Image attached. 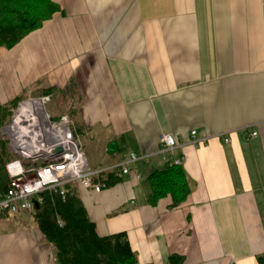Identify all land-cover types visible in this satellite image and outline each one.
Masks as SVG:
<instances>
[{"label": "crops", "instance_id": "0c3cea01", "mask_svg": "<svg viewBox=\"0 0 264 264\" xmlns=\"http://www.w3.org/2000/svg\"><path fill=\"white\" fill-rule=\"evenodd\" d=\"M54 1L61 11L0 52V88L9 101L35 81L58 89L74 81L82 94L75 132L90 167L143 157L100 193L73 186L98 233L126 232L140 264H169L173 254L184 264H259L264 0ZM192 131L207 141L190 144ZM166 132L192 183L175 208L170 195L147 201L149 176L167 166L157 154ZM0 264H56L33 211L0 217Z\"/></svg>", "mask_w": 264, "mask_h": 264}, {"label": "trees", "instance_id": "16d2710c", "mask_svg": "<svg viewBox=\"0 0 264 264\" xmlns=\"http://www.w3.org/2000/svg\"><path fill=\"white\" fill-rule=\"evenodd\" d=\"M59 11L61 7L54 0H0V48H13ZM74 84L71 81L64 89L48 86L43 89V94L54 100L58 98L59 102L62 101L63 109L69 107L71 116L80 119V105L77 106L80 98H75L70 91ZM18 99L0 105V196L10 187L7 164L13 160L8 143L1 137V129L12 115L11 110L23 101V98ZM51 110L53 111L52 106ZM64 114L51 113V116L58 120ZM104 181L109 187L121 180L108 175ZM148 182L150 193L147 201L151 205H156L159 200L170 195V207L175 208L184 203L192 192V183L182 165L167 164L165 169L153 172ZM33 217L53 247L56 264H140L126 232L105 236L98 233L96 223L74 187L70 188L65 197L54 191L44 192L43 202L33 211ZM258 261L259 264H264V255L259 256ZM184 262L185 258L178 254L169 258V264Z\"/></svg>", "mask_w": 264, "mask_h": 264}, {"label": "built area", "instance_id": "2783aa9c", "mask_svg": "<svg viewBox=\"0 0 264 264\" xmlns=\"http://www.w3.org/2000/svg\"><path fill=\"white\" fill-rule=\"evenodd\" d=\"M43 118L42 124L37 121L34 132L14 137L21 158L7 164L11 183L7 192L0 196V217L34 211L43 202L44 192L54 191L65 197L75 184L100 193L107 187L104 179L108 175L121 179L131 172L136 161L143 158L131 152L108 167L91 168L70 118L63 115L56 120L49 113ZM196 134V131L191 132L193 140L190 144L198 146L207 141L206 137L195 139ZM252 135L256 137L258 132L253 131ZM224 140L230 139L225 137ZM180 146L175 135L162 133L157 154L170 166L182 165L183 156H176ZM57 147H62L63 151L55 154L52 151Z\"/></svg>", "mask_w": 264, "mask_h": 264}, {"label": "rangeland", "instance_id": "374dc122", "mask_svg": "<svg viewBox=\"0 0 264 264\" xmlns=\"http://www.w3.org/2000/svg\"><path fill=\"white\" fill-rule=\"evenodd\" d=\"M29 36V35H28ZM24 40V39H23ZM22 40V41H23ZM21 41V42H22ZM20 42V43H21ZM19 43V44H20ZM19 44H17L16 46H14L13 48H15V47H17ZM13 48H11V49H8V48H4V47H2V48H0V52L2 53V55H5V53H7V52H9V51H12V49ZM5 52V53H4ZM1 55V54H0ZM4 62V61H3ZM1 60H0V64H2L3 63ZM4 70V69H3ZM4 77H7V72H6V70L3 72V74H1V76H0V79L1 78H4ZM39 81H35L33 84H31V85H29L26 89H24L19 95H17L16 97H14L12 100H14V99H16V98H19V99H22L23 98V101H21L20 103H19V105L17 106V108H13L11 111H12V115L8 118V120H7V122L5 123V125L2 127V129H1V137H2V139L4 140V141H6L8 144V150H9V152H10V154H11V157L13 158V159H16V158H21V154H19L18 152H19V150H18V148L16 147L17 145H16V142L14 141L15 140V135L16 134H21L22 132H21V130H19V129H17L16 127H14L13 125H14V120H15V117H16V115H17V113H18V111H19V109L22 107V105H24L25 103H27V102H37V105L35 104V106L38 108L37 109V111H40L39 113H38V115H39V120H38V124H42V122H43V116H44V114H50L51 115V113L53 114H59L60 112H64L65 114L64 115H67L69 118H70V120L72 121V125H73V130H74V133H75V135H76V132H75V129H74V127L76 126V121L78 120V118H77V120H75V118H73L72 116H71V114H70V111H69V107H64V109H63V104H62V101H58V98L56 99V100H54L51 96H44V94H43V89L45 88V87H42L41 85H39V83H38ZM48 87V86H47ZM70 91H72V95H74L75 96V98H77L78 96H79V98H80V100H79V104H77V106L78 105H81V100H82V94L80 93V91H79V88L77 87V85L76 84H74V87H72L71 89H70ZM69 94H70V92H69ZM10 94L9 93H7V92H5V90H2V87L0 88V103L1 102H6V100L8 99V96H9ZM45 97H49L47 100H45V101H43V99H45ZM62 97L60 96L59 97V99H61ZM70 98H71V95L70 96H68V99L70 100ZM18 99V100H19ZM8 101V100H7ZM9 101H11V100H9ZM8 101V102H9ZM4 104V103H3ZM58 106V104L60 105V107H56L55 108V106L56 105ZM51 106H52V109H53V111L51 110ZM76 105H75V107H77ZM50 108V109H49ZM79 116V115H78ZM15 129H17V130H15ZM35 130V129H34ZM34 130L32 131L31 130V132L30 133H32V132H34ZM23 134V133H22ZM22 134H21V136H22ZM24 135V134H23ZM24 137V136H23ZM23 137H21V138H23ZM76 137H77V135H76ZM78 138V137H77ZM25 139V138H24ZM79 139V138H78ZM80 140V139H79ZM81 142V141H80ZM83 146V145H82ZM27 163V162H26ZM31 212V211H30Z\"/></svg>", "mask_w": 264, "mask_h": 264}, {"label": "bare ground", "instance_id": "6f19581e", "mask_svg": "<svg viewBox=\"0 0 264 264\" xmlns=\"http://www.w3.org/2000/svg\"><path fill=\"white\" fill-rule=\"evenodd\" d=\"M35 104L37 105V102L25 103L19 109L15 117L13 126L21 130L24 135H28L31 130L33 131L36 128V123L39 119L38 113L40 111H37L38 108L35 106Z\"/></svg>", "mask_w": 264, "mask_h": 264}, {"label": "water", "instance_id": "95a60500", "mask_svg": "<svg viewBox=\"0 0 264 264\" xmlns=\"http://www.w3.org/2000/svg\"><path fill=\"white\" fill-rule=\"evenodd\" d=\"M119 144L117 140L112 141L108 147H107V152L111 155L115 154L118 151ZM63 151L62 147H57L53 149V153H61Z\"/></svg>", "mask_w": 264, "mask_h": 264}]
</instances>
